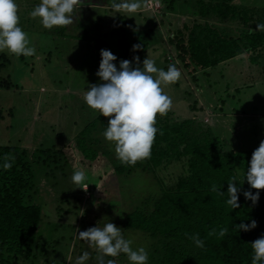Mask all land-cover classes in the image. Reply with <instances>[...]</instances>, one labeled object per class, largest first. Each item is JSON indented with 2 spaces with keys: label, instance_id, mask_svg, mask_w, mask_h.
I'll return each mask as SVG.
<instances>
[{
  "label": "trees",
  "instance_id": "1",
  "mask_svg": "<svg viewBox=\"0 0 264 264\" xmlns=\"http://www.w3.org/2000/svg\"><path fill=\"white\" fill-rule=\"evenodd\" d=\"M160 1L165 6L164 17L168 11L175 12L180 4L189 14L178 30H169L165 40L170 48L166 68L174 64L187 80L188 89L183 96L195 97L193 89L203 92L206 86H216L218 94L214 97L218 100L214 99L210 105L214 111L229 110L228 104H232L235 110L244 113H254L258 107L257 113H263L264 100L261 102L257 90H252L257 83H264V31L256 30L257 24H264L263 2ZM226 20H240L242 24L221 28ZM133 21L134 18H127L122 12L110 21V32L116 36L119 49L115 61H133V57L142 55L141 48L132 50L136 40H130L128 29H134ZM81 37L94 42L100 63V50L110 51V45L88 32ZM7 63L8 58L0 57V72ZM5 85L8 86L7 80L0 78V87ZM248 88L257 99L245 105L240 96L246 94ZM198 104V99L191 100V117H173L169 111L166 115L158 114L151 154L135 164H123L117 158L114 143L103 136L112 117L102 114L88 123L65 151L39 148L34 153V161L26 148L0 144V264H13V260L24 256L34 257V249L40 245L37 233L42 208L31 203V196L27 194L36 185L33 162L69 163L68 153L75 158V170L85 173L84 182L92 196L86 203L93 202V213L100 209L106 211L103 219L95 214L101 228L111 222L120 228L124 239L137 244L134 239L139 238L141 247L149 254L147 264H252L251 243L264 236V189L251 188L245 174L258 147L225 149L214 128L202 119L207 111ZM9 153L15 161L9 170H4L3 157ZM176 164L182 166V171L174 181L166 180L163 174ZM232 178L240 189V207L234 210L226 204L228 182ZM142 182L147 184L144 186ZM213 185L218 191L211 190ZM220 191L225 194L220 195ZM245 191L253 195L259 191L256 204L245 198ZM103 199L107 203L100 207ZM88 209L86 205L87 216L90 215ZM252 220L257 224L254 229L236 230V225H250ZM221 227L228 229L223 238L208 235L212 229L218 233ZM185 233H198L204 248L197 247ZM80 241L86 244L85 249H90L88 242ZM82 254L80 251L78 256ZM104 259L105 262L112 259L115 264H130L123 253Z\"/></svg>",
  "mask_w": 264,
  "mask_h": 264
},
{
  "label": "rangeland",
  "instance_id": "2",
  "mask_svg": "<svg viewBox=\"0 0 264 264\" xmlns=\"http://www.w3.org/2000/svg\"><path fill=\"white\" fill-rule=\"evenodd\" d=\"M116 1L120 0H82L74 13L72 24L46 29L40 18L30 16V12L41 0H14L18 6V26L26 33L28 47H34L35 54L25 57L11 54L7 49L0 51V57L9 59V63L0 72L1 81L8 82V86L0 87V144L26 148L34 161V153L39 148L65 151L74 143L79 132L100 115L98 111L87 106L83 99L91 85L104 81L96 75L100 63L94 42L84 40L81 36L88 32L96 39H103L110 45L112 54L117 56V38L110 32V21L119 12L124 13L127 18H134V24L131 23L134 29H128V34L130 40H136L135 44L141 45V66L148 56L154 60L158 69L167 71L169 62L166 58L170 48L165 40L169 30H178L189 16L184 12V7L180 4L175 12L168 11L164 17L163 3L159 9L148 10L144 0H135L140 7L134 12H124L110 9ZM261 2L264 4V0ZM107 4L108 8L103 7ZM240 24V20H226L221 28ZM113 63L119 70L120 62ZM178 70L181 75L176 82L161 85L164 94L172 101L168 110L171 116L191 117L193 112L190 102L196 98L199 100L198 105L207 111L202 119L214 128L225 144V149L259 147L261 141H264V105L261 108L263 113H257L259 107L254 113H244L242 110H235L232 104H228L229 110L223 108L226 110L214 111L210 105L214 99L218 100L214 97V94H218L217 87L206 86L201 93L193 89L195 97L187 96L186 99L183 94L188 89L187 80L183 72ZM152 75L155 77L156 74ZM232 80H236L235 77ZM260 83L252 90H257L262 102L264 83ZM251 92L248 88L246 94L240 96L244 99L241 103L246 105L250 100L256 101L257 98L254 99ZM67 155L69 163L63 161L62 164L55 165L33 162L36 185L27 194L31 196V203L42 208V220L37 233L40 245L35 247L33 258L27 259L24 256L13 260V264H76L80 251L89 253V259L84 264H98L95 257L97 251L94 248L85 249L86 244L77 237L79 233L76 230L85 231L86 229H82L84 226L101 227V221L98 223L96 216L103 219L107 214L101 209L93 213V202L86 203V199L92 198L88 184L83 182L82 187H87L85 191L72 182L73 173L76 171L75 158L70 153ZM181 171L182 166L176 164L163 175L166 180L174 181ZM90 181L88 179L89 183ZM142 184L145 186L147 182ZM104 199L100 207L107 203ZM86 205L89 208L88 216L85 214ZM134 240L138 244L133 243V250H136L141 247V240Z\"/></svg>",
  "mask_w": 264,
  "mask_h": 264
},
{
  "label": "clouds",
  "instance_id": "3",
  "mask_svg": "<svg viewBox=\"0 0 264 264\" xmlns=\"http://www.w3.org/2000/svg\"><path fill=\"white\" fill-rule=\"evenodd\" d=\"M82 0H41L30 12L32 18H40L42 26L51 29L54 26H66L73 23V16L77 6ZM113 8L117 11L134 12L140 4L132 2L113 3ZM18 6L14 0H0V51L5 49L16 56L25 57L35 54L34 47H28L26 33L18 26L19 17L17 15ZM256 30L264 31V24H257ZM141 45H133V51L140 50ZM101 62L96 75L104 83L93 84L83 96L87 106L96 110L104 117H112L105 131L104 138L113 142L117 158L123 164H135L138 160L150 156L151 146L155 139L157 128L156 116L166 115L171 107L172 101L164 94L161 85H168L176 82L180 78V71L174 64L168 66L167 71L158 69L154 60L147 56L143 60L142 66L138 56L133 57V61L121 60L119 70L113 63L117 59L111 51L100 50ZM152 74H156L155 77ZM3 169L9 170L15 161V157L10 153L3 157ZM245 178L251 188L264 189V141H261L258 149L252 155L250 167H248ZM83 171H74L72 182L81 185L85 181ZM228 182L226 204L231 208L240 207L238 203V192L240 189L233 183ZM88 187V185H87ZM87 187H79L87 190ZM98 187V186H97ZM99 189V188H98ZM212 191H218L213 185ZM225 193L220 191V195ZM247 200L256 204L259 199V191L255 195L250 191L243 192ZM84 213H82L83 215ZM256 221L252 220L250 225L240 223L236 225V230L245 232L254 229ZM80 240L86 241L90 248L97 251L98 264H115V261L104 257H116L123 253L127 255L130 264H147L148 252L144 247L133 250L132 241L124 239L120 228L113 223H107L101 227H91L85 231L76 230ZM228 233L227 227H221L217 233L216 229L209 231L208 235H218L223 238ZM188 239L192 240L199 248H204V241L199 238V234L185 233ZM253 250L252 264H264V236L251 243ZM89 259V253L84 252L76 260V264H84Z\"/></svg>",
  "mask_w": 264,
  "mask_h": 264
},
{
  "label": "built area",
  "instance_id": "4",
  "mask_svg": "<svg viewBox=\"0 0 264 264\" xmlns=\"http://www.w3.org/2000/svg\"><path fill=\"white\" fill-rule=\"evenodd\" d=\"M162 2L160 0H147L146 1V9L153 10L155 8H161Z\"/></svg>",
  "mask_w": 264,
  "mask_h": 264
},
{
  "label": "crops",
  "instance_id": "5",
  "mask_svg": "<svg viewBox=\"0 0 264 264\" xmlns=\"http://www.w3.org/2000/svg\"><path fill=\"white\" fill-rule=\"evenodd\" d=\"M117 2H120V3H121L122 0H120V1H116L115 3H117ZM144 2H145V0H144ZM108 4H109V3H108ZM108 4L105 5V6H103V7L108 8V6H109ZM143 6H144V4H143ZM143 6H142V7H143ZM110 9L113 10V9H115V8L112 7V8H110ZM136 13H137V12H136ZM133 14H134V13H133ZM139 14H141V13H139ZM131 18H133V17H131ZM133 23H134V22H133Z\"/></svg>",
  "mask_w": 264,
  "mask_h": 264
}]
</instances>
